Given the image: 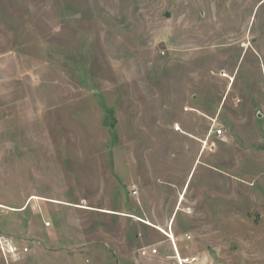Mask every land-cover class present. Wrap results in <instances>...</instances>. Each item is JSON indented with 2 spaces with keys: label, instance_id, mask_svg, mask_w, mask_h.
Masks as SVG:
<instances>
[{
  "label": "rangeland",
  "instance_id": "rangeland-1",
  "mask_svg": "<svg viewBox=\"0 0 264 264\" xmlns=\"http://www.w3.org/2000/svg\"><path fill=\"white\" fill-rule=\"evenodd\" d=\"M170 231L264 264V0H0V264H175Z\"/></svg>",
  "mask_w": 264,
  "mask_h": 264
},
{
  "label": "built area",
  "instance_id": "built-area-1",
  "mask_svg": "<svg viewBox=\"0 0 264 264\" xmlns=\"http://www.w3.org/2000/svg\"><path fill=\"white\" fill-rule=\"evenodd\" d=\"M213 133L217 136L220 137L223 134V130L222 129H218L216 131H213ZM167 236L171 239V241L174 244V250H175V255L173 257L175 264H213V263H207L205 261H203L200 257L198 256H182L179 252V250L177 249L176 245H175V240H174V236L172 234V231H170V233H167ZM190 238V237H188ZM7 250L11 253H14L17 251V247L14 246L12 243H5ZM27 251V249H26ZM156 251H154L155 253Z\"/></svg>",
  "mask_w": 264,
  "mask_h": 264
}]
</instances>
